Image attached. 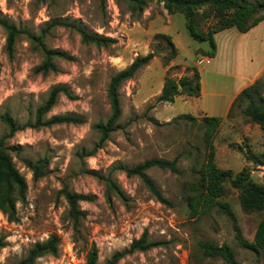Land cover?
Masks as SVG:
<instances>
[{
    "label": "rangeland",
    "instance_id": "1",
    "mask_svg": "<svg viewBox=\"0 0 264 264\" xmlns=\"http://www.w3.org/2000/svg\"><path fill=\"white\" fill-rule=\"evenodd\" d=\"M54 20L117 42L98 47L83 43L73 27H51L45 35L46 45L67 52L73 59L57 58V69L42 73L36 69L43 55L33 48L27 34L17 38L10 55L6 49L7 32L0 24V138L9 132L1 119L8 112L18 130L6 145L28 184L25 200L16 203L17 220H8L0 210V236L6 238L0 264L20 260L35 242L53 233L61 239L58 254L44 255L35 264H86L93 246L98 249V264H106L145 230L151 240L163 244L130 253L116 264H230L222 257L206 256L199 245L201 241L229 244L238 264H264V250L256 252L239 244L231 216L217 208L193 216L183 194L185 184L200 177L209 151L203 116L197 106L205 103L213 107L214 101L229 99L226 90L220 89L221 94L215 98L206 95L179 97L174 102L158 100L167 76L181 78L192 74L194 67L203 69L200 75L208 90L216 91V77L208 72L213 63H199L203 48L210 45L190 36L184 14H171L156 0L148 2L139 14H133L128 3L121 0H0V22L15 24L26 32L39 34ZM215 22L213 17L198 18L202 30ZM159 33L170 35L177 48L168 62L172 47ZM152 50L157 51V56L120 87L122 115L118 128L97 147L100 132L96 125L106 122L111 113L107 94L111 77L138 55ZM260 80L264 98V74ZM229 82L225 78L223 86L229 87ZM57 85L68 88L70 95L61 93L43 120L72 115L82 122L35 126L37 108ZM246 105V100L236 101L230 114L221 118L213 137L214 160L218 167L233 173L246 167L255 182H262L264 167L250 157L264 150V133L245 116ZM184 113L195 115L196 121L179 117ZM176 156L180 172L158 167L147 171L172 205L158 201L139 177H128L118 169L153 157ZM40 159L47 160L48 166L44 176L35 178L27 162ZM108 176L122 189L123 196L108 193L104 181ZM65 186L91 196L80 202L85 215L77 232L61 194ZM226 187L227 194L222 199L230 204L244 236L252 240L264 212L245 213L240 190L229 181Z\"/></svg>",
    "mask_w": 264,
    "mask_h": 264
},
{
    "label": "trees",
    "instance_id": "2",
    "mask_svg": "<svg viewBox=\"0 0 264 264\" xmlns=\"http://www.w3.org/2000/svg\"><path fill=\"white\" fill-rule=\"evenodd\" d=\"M126 1L129 10L134 13H142L148 2L153 0H121ZM162 2L167 11L171 14L183 13L186 19V27L190 36L197 42H207L210 45L208 50L202 52L207 57H213L217 51L215 33L229 27H236L240 32H247L252 27L264 20V0H156ZM213 17L216 22L208 30L199 28L198 18ZM7 32L6 49L12 55L17 42V38L26 33L33 48L43 55L41 65L36 69L38 72L48 73L57 69L55 59H73V56L67 52L50 48L45 43V35L49 28L64 25L73 27L81 36V41L86 44H95L98 47H107L117 42V39L100 35L96 32H90L85 28L71 24L65 21L54 20L47 28L41 30L39 34H32L22 30L15 24L3 22ZM158 36L164 37L172 47L171 55L166 61L172 59L176 54L177 48L172 37L165 33H159ZM157 56V51L152 50L145 55H138L124 69L115 73L108 85V98L110 102L111 113L106 122H99L96 125L100 132V139L97 147H100L109 137L110 133L118 128V121L122 115L120 87L122 84L132 79L137 71L149 64ZM263 86L260 78L253 84L243 89L231 106V110L236 101L246 100L247 105L244 114L250 122L260 126L264 133V98L262 94ZM61 93L70 95L68 88L62 85L54 86L43 105L39 106L36 111L35 126H51L59 123H80L82 120L72 115L52 116L48 120H43L44 116L55 106ZM180 94L199 97L201 95V75L200 71L194 67L192 74H186L181 78L167 76L165 78L161 94L158 96L159 101L173 102L175 97ZM230 110V111H231ZM230 114V112H229ZM228 114V115H229ZM179 117L196 121L197 117L191 113L181 114ZM2 121L9 128L8 134L0 138V210L7 216L8 220H17L16 203L25 200L28 188L24 175L14 164L13 157L10 153L6 140L11 138L18 130L16 120L5 112L1 115ZM221 118L218 116L205 115L202 117V126L204 127V140L209 151L202 164L201 175L193 182H188L183 188V194L186 197L187 204L191 215L199 216L209 212L214 208L227 213L234 220L236 228V239L242 246L251 248L256 252L264 250V215L256 228L254 238L248 240L237 221L236 216L230 204L222 198L227 194L226 182L229 181L231 186L240 190V204L245 213L264 212V174L262 182H255L251 178L248 168L233 173L231 169H222L217 166L214 160L215 151L213 137L219 128ZM97 147L91 152H95ZM257 165L264 167V150L259 156H251ZM179 156L173 159L153 157L141 163L130 167H119L128 177L137 176L146 185L150 193L160 202L172 205L171 200L167 198L155 181L148 175L150 168L158 167L180 172ZM27 166L32 170L35 178L45 175L48 166L47 160L40 159L36 162L29 161ZM264 172V169H263ZM109 192L123 196L122 189L112 180L111 176L104 179ZM69 206V216L73 221V229L77 232L81 226V220L85 211L81 208L80 202L91 199L88 194H81L71 191L67 186L61 190ZM5 236H0V250L6 245ZM61 239L58 234H50L45 240L35 242L29 249L26 256L13 264H35L36 260L44 255H57ZM163 244L159 240H151L148 231L145 230L139 238H134L130 246L122 251L115 252L106 264H116L124 256L135 251H146ZM203 253L206 256L222 257L230 264H238L234 249L227 243L216 244L212 241H201L199 243ZM86 264H98V249L93 246L87 255Z\"/></svg>",
    "mask_w": 264,
    "mask_h": 264
},
{
    "label": "crops",
    "instance_id": "3",
    "mask_svg": "<svg viewBox=\"0 0 264 264\" xmlns=\"http://www.w3.org/2000/svg\"><path fill=\"white\" fill-rule=\"evenodd\" d=\"M214 36L217 43L216 54L213 57L202 55L200 64L204 61L213 63L208 72L216 77L215 86L213 85L216 91L208 90V85L201 76L199 97L203 98L208 95L215 98L216 95L221 94V89V91L226 90L224 93L229 95V99L222 103L214 101L213 107L202 103L197 106V109L202 116L212 115L226 118L239 93L264 74V20L247 32H240L236 27H229L215 33ZM208 49L204 47L203 51ZM199 71L202 74L203 69L199 67ZM225 78L230 80L229 87L223 86ZM179 97L189 99L193 96L177 95L174 101Z\"/></svg>",
    "mask_w": 264,
    "mask_h": 264
},
{
    "label": "built area",
    "instance_id": "4",
    "mask_svg": "<svg viewBox=\"0 0 264 264\" xmlns=\"http://www.w3.org/2000/svg\"><path fill=\"white\" fill-rule=\"evenodd\" d=\"M202 61V59L199 60V63Z\"/></svg>",
    "mask_w": 264,
    "mask_h": 264
}]
</instances>
